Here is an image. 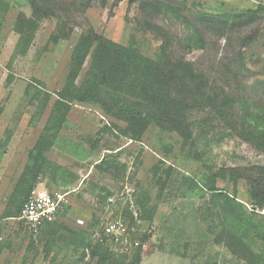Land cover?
<instances>
[{
    "label": "rangeland",
    "instance_id": "374dc122",
    "mask_svg": "<svg viewBox=\"0 0 264 264\" xmlns=\"http://www.w3.org/2000/svg\"><path fill=\"white\" fill-rule=\"evenodd\" d=\"M52 4L71 28L65 38L52 36L55 16L24 35L18 31L19 14H30L28 0H10L0 29V218L16 215L20 194L30 186L66 191L68 205L58 227L37 234L5 221L0 264H264V205H252L246 181L234 183L227 171L264 165V153L226 135L221 123L206 132L196 127L195 142H185L155 127L132 138L98 103L73 102L61 125L49 121L71 51L88 30L149 57L165 33L187 60L215 75L231 72L246 47L242 64L253 85L264 78V9L252 23L226 25L223 33L202 26V49H188L182 40L200 29L193 22L198 13L233 16L264 0ZM211 186L217 191L206 190ZM110 221L122 224L118 241L103 232ZM70 231L85 243L72 242Z\"/></svg>",
    "mask_w": 264,
    "mask_h": 264
},
{
    "label": "trees",
    "instance_id": "16d2710c",
    "mask_svg": "<svg viewBox=\"0 0 264 264\" xmlns=\"http://www.w3.org/2000/svg\"><path fill=\"white\" fill-rule=\"evenodd\" d=\"M28 4L29 16L21 12L16 21L22 35L24 31L35 29L39 20L55 16L59 20L53 38L67 37L71 28L61 18L52 0H28ZM9 8L10 0H0V29ZM263 9L264 6L233 16L198 13L193 22H198L200 29L189 32L182 43L188 49H202L205 40L201 29L204 27H216L223 33L226 25L252 23ZM160 37L161 43L155 56L149 57L130 45L112 42L92 30L83 32L71 51L67 80L53 104L49 121H58L57 125H61L73 102L98 103L127 125L132 138H138L144 131L155 127L160 132L176 133L185 142H195L192 133L196 127L199 132H206L207 128L219 127L216 123H221L226 135L237 137L255 151L264 153V78L247 85V69L242 59L248 49L245 47L246 52H237L238 64L231 72L223 71L215 75L202 67L201 63L187 60L179 46L170 44L165 33ZM246 39L250 40L251 37L247 36ZM85 62L86 70L76 81ZM61 107L64 108L63 112L60 111ZM227 171L234 183L239 179L246 181L252 205H264V165L230 168ZM19 183L23 184V181ZM32 187L22 190L20 205L13 217L18 216ZM206 190L217 191V188L211 186ZM230 201L242 206L235 198ZM64 209L54 221L46 223L40 230L58 227V219ZM70 233L72 242L79 240L85 243V236L79 235V238L77 232ZM138 263V259L133 262Z\"/></svg>",
    "mask_w": 264,
    "mask_h": 264
},
{
    "label": "built area",
    "instance_id": "2783aa9c",
    "mask_svg": "<svg viewBox=\"0 0 264 264\" xmlns=\"http://www.w3.org/2000/svg\"><path fill=\"white\" fill-rule=\"evenodd\" d=\"M68 192L51 190L47 187H32L16 217L0 218V241L3 239V224L7 220H16L23 224L31 234H37L46 223L52 222L57 215L68 205ZM264 213V208L261 210ZM122 224L119 221H110L103 227V232L115 240L121 239Z\"/></svg>",
    "mask_w": 264,
    "mask_h": 264
}]
</instances>
